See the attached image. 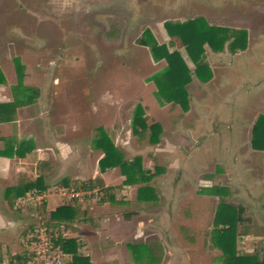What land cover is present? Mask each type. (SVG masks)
<instances>
[{
    "label": "rangeland",
    "instance_id": "rangeland-1",
    "mask_svg": "<svg viewBox=\"0 0 264 264\" xmlns=\"http://www.w3.org/2000/svg\"><path fill=\"white\" fill-rule=\"evenodd\" d=\"M199 17L227 28L231 37L246 31L247 45L233 51L230 39L221 51L206 50L212 76L206 82L193 77L184 111L160 95L157 78L166 62L153 56L151 46L168 43L165 22ZM174 47L188 60L177 39ZM0 73V102L11 105V120L0 117V151L18 144L27 150L25 159L9 161L6 178H0V210L8 211L3 192L19 177L41 175L43 192L48 190L30 192L16 250L28 244L33 251L28 228L45 227L37 194L62 188L69 194L75 182L104 174L117 201L102 207L87 197L90 219L106 223L92 222L97 234L83 228L100 264H147L132 246L154 239L163 247L156 264H222L210 238L221 202L243 206L252 220L253 235L238 240L239 254L261 257L264 192L251 181L264 179V156L251 151L249 139L264 113V0H2ZM255 97L252 110L248 102ZM138 106L146 124L161 129L156 145L149 130L142 139L132 134ZM102 138L125 161L139 158L142 170L157 173L148 184L155 204L137 201L145 186L138 175L125 185L119 168L99 171ZM127 212L135 215L125 220Z\"/></svg>",
    "mask_w": 264,
    "mask_h": 264
},
{
    "label": "trees",
    "instance_id": "trees-1",
    "mask_svg": "<svg viewBox=\"0 0 264 264\" xmlns=\"http://www.w3.org/2000/svg\"><path fill=\"white\" fill-rule=\"evenodd\" d=\"M164 29L169 37L168 43L159 45L154 42L151 46L153 56L159 61L166 62V68L157 78V87L163 98L170 103L180 105L184 111H187V87L193 77L206 82L212 76L211 69L204 60L205 48H209L213 52L221 51L231 39L229 44L231 50H244L247 45V33L243 30L234 33L231 37L227 28L210 25L203 17L182 23L165 22ZM145 33L152 38L149 31H145ZM176 39L181 43L188 60L182 56L180 50L175 49L174 40ZM142 43L148 45L145 40ZM188 62L192 64L193 70L190 69ZM2 80L0 73V81ZM31 92L35 93V91ZM10 107L11 105L0 103V117L6 122L11 120ZM148 130L150 131V144L156 145L161 129L157 124L148 126L144 111L142 107L138 106L132 118V134L142 139ZM250 146L254 151H264V116H259L251 129ZM97 147L103 152V157L98 162L100 172L119 168L122 175L125 176V185L135 182L138 175V181L145 186L138 189L137 201L152 205L156 203L154 191L148 185L157 175L156 172L150 173L149 170H142L139 158H135L131 162L125 161L123 153L107 138L100 139L97 142ZM26 151V148L18 144L0 151V155L24 158ZM37 190H46L41 175L34 181L19 180L16 186L5 190L4 197L12 207L17 198ZM94 190L97 191L95 195L91 193ZM71 191L85 193L83 199L96 197L99 205L117 201L110 188H104L100 178L75 182ZM79 203V200L76 199L68 205L58 207L44 224L52 249L68 256L65 264H91L90 259L80 252L81 243L76 238L64 237L60 231L63 224L72 223L78 217ZM41 208L42 211H45V203L41 204ZM134 215V212H127L124 219L130 220ZM213 226L210 238L213 247L221 252L222 264H264V249L261 257L257 254L241 255L237 251L238 240L251 232V220L244 216L243 207H234L221 202L215 211ZM33 241L34 238L28 242ZM132 248L142 259L147 260V264H156L163 251L162 245L156 239L151 240L148 244L132 246ZM33 257L34 254L29 251L14 255L0 254V262L7 260L10 263L25 264Z\"/></svg>",
    "mask_w": 264,
    "mask_h": 264
},
{
    "label": "crops",
    "instance_id": "crops-1",
    "mask_svg": "<svg viewBox=\"0 0 264 264\" xmlns=\"http://www.w3.org/2000/svg\"><path fill=\"white\" fill-rule=\"evenodd\" d=\"M19 1L21 2V0H19ZM1 3H2V0L0 1V5H1ZM210 25H212V24H210ZM207 49L208 48H205V54H206ZM208 50L211 51L210 49H208ZM205 54H204V56H205ZM205 62H206V60H205ZM208 66L210 67V65H208ZM210 69H211V67H210ZM211 71H212V69H211ZM263 97H264V89L262 90L261 95L259 96V99L261 100ZM255 99H256V97L254 99H250V101L248 102V107L251 108L252 110H255L254 109L255 106L252 104ZM262 100H264V98ZM0 103H2V102H0ZM9 103H3V104H9ZM260 116H264V113L261 114ZM255 122H256V120L253 122V124L251 125V128H250L249 147H250L251 151L257 152V153L261 154L262 156H264V151H254L250 146L251 129H252ZM12 159H16L15 161H18V160L23 159V158H17V157L10 158V157H4V156L0 155V178H2V179L6 178L7 172H8L7 166L9 167V164H10L9 161ZM40 164H39L40 166H37V169H38V167H40V169H41L44 166H46L45 162L40 163ZM40 174H42V173H40ZM98 176L99 177H97V178H100L102 180L104 188H110V191L113 192V189L115 187L105 185V183H104V176L105 175L104 174H102V175L98 174ZM37 177H39V175H36V178ZM21 179H28L30 181L35 180V179H30L26 176H22V178L19 177V180H21ZM93 179H95V178H93ZM19 180H17V182H15L14 185H11L9 187L16 186L18 184ZM251 183H252V185L257 186L259 189H261L262 192H264V186H263L264 185V179L263 178H255L253 181H251ZM9 187H7V188H9ZM7 188H5V190ZM65 189L66 188H62V190L58 191V194H55V193L49 194V195L47 194L46 197H43V195L40 196V194L46 193L48 190L46 192L42 191L41 193H39V195L37 194L36 199L39 200L38 201L39 206H41L42 203H45V215H46L45 217L49 219L50 214L54 210H56L58 207L63 206V205H68V204L72 203V201L78 199L80 202L79 203L80 206H79V210H78V217L72 223L63 224L61 226L60 231L64 237L76 238L81 243L82 246L80 248L81 249L80 252L82 253V255H84L90 259L91 264H100L98 261H96L94 259L93 255L91 253L92 249L91 248L89 249L91 244L89 243V240L86 238L87 234L85 235L83 228H85V225H88L90 227V231L97 234L99 231L98 227H96L95 224H93L92 222H96V224H98V223L103 224L104 222L106 223V221H104L103 217L102 218H96L95 217V219H93V220L90 219V216H91L90 210L92 208L87 209V207H85V200L86 199H83L85 193L83 194V192H74V191L70 190L72 193H78L80 196L77 198L69 199L66 196H64L62 193V191H65ZM5 190L3 192V200L7 206L8 211L0 210V254H2V255H4V254L5 255L6 254H12V255L22 254L23 252H27L26 248H28L29 245L26 244L25 247L22 248V251L16 250L14 248V245L15 244L21 245V243H23V237L25 235L24 229H26V228H24V226H25L24 219H25L26 209H27L25 207L28 206V201H30L29 195L31 193L32 194L36 193V191L31 192V193H27L24 197L17 198L15 200L13 206L10 207L7 200L4 197ZM30 203H32V202H30ZM20 204H22V205H20ZM106 204H108V203L102 204L100 206L105 207ZM97 205H99V204H97ZM244 212H245V210H244ZM125 214L126 213H123V216H122L123 219H124ZM246 218H248V217H246ZM252 225H253V223L251 220V232L248 235H245L243 237H249V236L253 235ZM33 228L34 227H32V226H30L28 228V231L31 234H33V231L35 230ZM28 251L32 252V251H30V249ZM67 259H68V256H67Z\"/></svg>",
    "mask_w": 264,
    "mask_h": 264
},
{
    "label": "built area",
    "instance_id": "built-area-1",
    "mask_svg": "<svg viewBox=\"0 0 264 264\" xmlns=\"http://www.w3.org/2000/svg\"><path fill=\"white\" fill-rule=\"evenodd\" d=\"M93 193L96 194L97 191H94ZM63 195L69 199L77 198L80 196L78 193H72V192H70L69 194L63 193ZM33 238H34L33 241L34 249L32 253L34 254V257L25 264H65L66 263L67 256L58 253L52 249L46 227H39L35 229L32 234V239ZM0 264H16V263H10L7 260H4L0 262Z\"/></svg>",
    "mask_w": 264,
    "mask_h": 264
}]
</instances>
